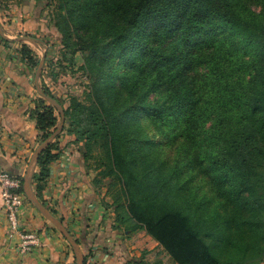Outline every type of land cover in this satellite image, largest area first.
<instances>
[{"label": "trees", "instance_id": "1", "mask_svg": "<svg viewBox=\"0 0 264 264\" xmlns=\"http://www.w3.org/2000/svg\"><path fill=\"white\" fill-rule=\"evenodd\" d=\"M49 2L89 79L86 100L71 97L65 109V132L88 171L95 159L93 184L107 188L118 226L145 230L175 264H261L264 0ZM21 53L38 67L27 45ZM30 115L39 143L60 121L43 97ZM145 126L173 130L176 150H145ZM59 148L50 143L37 161L33 185L43 203Z\"/></svg>", "mask_w": 264, "mask_h": 264}, {"label": "crops", "instance_id": "2", "mask_svg": "<svg viewBox=\"0 0 264 264\" xmlns=\"http://www.w3.org/2000/svg\"><path fill=\"white\" fill-rule=\"evenodd\" d=\"M38 2L13 0L7 8L0 5V171L23 180L38 146L39 132L30 112L41 95L35 83L37 68L23 58L21 48L27 45L39 62L48 52V24L40 15ZM47 58L40 87H47L59 102L63 99L58 79L50 75L56 71L47 68ZM61 105L65 112L66 106ZM66 127L65 122L60 137L53 140H58L61 152L49 165L45 203L38 199L74 239L81 240L84 255L89 253L85 263L167 264L162 247L145 230L131 233L118 226L115 208L108 206L112 200L93 184L75 136L67 134ZM37 171L36 167L34 174ZM31 188L35 192L33 179ZM25 198L20 221L23 228L39 235L40 244L29 253L19 251L20 238L11 235L0 191V264H76L74 248L65 235Z\"/></svg>", "mask_w": 264, "mask_h": 264}, {"label": "rangeland", "instance_id": "3", "mask_svg": "<svg viewBox=\"0 0 264 264\" xmlns=\"http://www.w3.org/2000/svg\"><path fill=\"white\" fill-rule=\"evenodd\" d=\"M38 5H39L41 17L43 19H46L48 24V31H47L48 35L46 37L47 48H48V52L46 53V56H48V58L46 64L52 62L54 68L51 69H54L58 74L57 84L60 89V93H61L60 97L61 99H63L62 101L64 102V106L69 107V101L71 97H76L79 98L80 101H85L86 100L85 92L87 91V84L89 79L87 77V73L83 69H81V66L84 63L83 57L79 52L74 54L70 49H67L64 46L62 32L56 24V19L58 18V16L57 14L56 16L54 14V11H56L55 4L53 5L50 4L49 0H39ZM49 59L51 61H49ZM57 112L59 113L58 109ZM61 119L62 116L60 117V120ZM59 126H60V121L56 129ZM56 129L54 131H56ZM144 130H145V134L148 136L151 142L150 146L144 145L145 150H148L153 154H160V153L167 154L168 151L176 150V144L172 143L171 141L174 135L173 130H169L167 132V135H161L159 133H155L151 126L150 127L145 126ZM168 135H170L171 137ZM40 144L41 143L38 142V146ZM89 163L91 167L89 172L92 174L93 177L94 176L96 177L100 169L96 168L95 159H91ZM36 167L38 168L37 164ZM105 181L106 183H109L110 179L107 178ZM98 189L101 191L102 194H104L105 192V196L107 197L106 195L107 188L105 186H99ZM161 253L164 255L167 264H175L170 258V256L165 252V250L162 249Z\"/></svg>", "mask_w": 264, "mask_h": 264}, {"label": "water", "instance_id": "4", "mask_svg": "<svg viewBox=\"0 0 264 264\" xmlns=\"http://www.w3.org/2000/svg\"><path fill=\"white\" fill-rule=\"evenodd\" d=\"M47 48V45H46ZM46 54L43 55L41 61L39 62L38 69H37V74H36V79L35 83L38 89L39 94L41 97L46 99L50 104H52L62 115V121L60 126L54 131L44 142H42L33 152L32 157L29 161V166L27 170V174L24 178L23 182V191L27 197L28 200H30L37 208L38 210L52 223L55 224V226L65 235V237L68 239L72 247L74 248L75 255H76V264H84L85 263V255L80 247V244L77 242L76 239L70 234L68 229L64 226L62 221L57 218L52 211H50L37 197L36 193L33 192L31 188L32 184V179L34 176L35 172V167L38 161V158L40 154L43 152V150L53 142V140L61 133L63 130V126L65 123V114H64V109L62 105L56 101L53 97L48 96L43 89L40 87V79L44 67V60H45Z\"/></svg>", "mask_w": 264, "mask_h": 264}, {"label": "built area", "instance_id": "5", "mask_svg": "<svg viewBox=\"0 0 264 264\" xmlns=\"http://www.w3.org/2000/svg\"><path fill=\"white\" fill-rule=\"evenodd\" d=\"M23 182L22 177L0 171L1 198L10 224V232L11 235L19 236L18 249L21 253L26 254L40 244V238L35 231L23 228L20 221V215L26 200Z\"/></svg>", "mask_w": 264, "mask_h": 264}]
</instances>
